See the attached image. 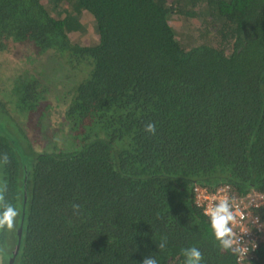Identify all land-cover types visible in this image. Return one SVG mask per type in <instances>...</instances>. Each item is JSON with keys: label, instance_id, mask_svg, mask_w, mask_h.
Returning <instances> with one entry per match:
<instances>
[{"label": "trees", "instance_id": "obj_1", "mask_svg": "<svg viewBox=\"0 0 264 264\" xmlns=\"http://www.w3.org/2000/svg\"><path fill=\"white\" fill-rule=\"evenodd\" d=\"M17 44L36 56L0 81V194L19 212L0 264H184L193 246L238 264L194 189L264 191V0H0V59Z\"/></svg>", "mask_w": 264, "mask_h": 264}, {"label": "clouds", "instance_id": "obj_2", "mask_svg": "<svg viewBox=\"0 0 264 264\" xmlns=\"http://www.w3.org/2000/svg\"><path fill=\"white\" fill-rule=\"evenodd\" d=\"M145 132L155 135L156 126L149 122L145 125ZM197 204L201 201L206 202L204 206V215L209 218L210 227L214 235L215 241L222 252H230L237 256L238 264L248 253V247L243 239V235H239L235 228L238 226L242 214L239 212L238 205L234 197L229 196L224 189L217 193L208 194L199 192ZM4 196L0 194V230L12 232L16 226L19 212L17 208L11 204L4 205ZM73 214H81V206L79 204L72 205ZM243 231V230H242ZM167 246V238L164 237L158 244L160 250ZM185 257L184 264H202L203 254L195 246L182 250ZM141 264H158L157 259L153 255H147L143 258Z\"/></svg>", "mask_w": 264, "mask_h": 264}, {"label": "built area", "instance_id": "obj_3", "mask_svg": "<svg viewBox=\"0 0 264 264\" xmlns=\"http://www.w3.org/2000/svg\"><path fill=\"white\" fill-rule=\"evenodd\" d=\"M197 189L199 192L206 191L208 194H214L224 189L229 196L235 198L239 212L242 214V219H240L235 231L239 235H243V239L248 247L247 255L240 262L246 264L248 260L255 258L257 251L264 244V191L252 190L244 195H238L231 190L229 185L221 186L214 192L197 186L194 189L196 204L199 194ZM205 203L201 201L199 205L197 204L203 209V212Z\"/></svg>", "mask_w": 264, "mask_h": 264}, {"label": "rangeland", "instance_id": "obj_4", "mask_svg": "<svg viewBox=\"0 0 264 264\" xmlns=\"http://www.w3.org/2000/svg\"><path fill=\"white\" fill-rule=\"evenodd\" d=\"M83 18L85 19V21H88V22L90 20V19L88 20V17L85 15ZM172 23H173L174 29L176 30V32L179 36H181L182 33H184V29L188 30V25L186 23L185 18L174 17V20ZM95 37L96 36L93 34V32L90 30V28H87V26H86L82 30L77 31L71 37V40L73 42H80L81 44L84 45V44L90 43L92 40L95 39ZM4 56L5 57L0 59V81H8L7 78H9L11 76V73L16 74V73L22 71V69L29 67V63H34V57L36 55H35L34 49L30 45H20V44L18 45L17 44L15 46H13V48H11L7 53H5ZM60 68L57 69L58 73L60 74V75L56 76L57 78L59 76H61V74H62V67H60ZM61 89H62L61 85L56 82V86H55L54 90H52L51 93H53L54 95L59 94V92L55 93V90L60 91ZM49 99L52 100V95L49 96ZM16 112L17 113H15V114L17 116V121L19 122V125H22V123L25 124L26 121L24 120V117H22L23 113L20 111H16ZM31 117L26 114V118L28 120L31 119ZM20 119L21 120L23 119V120L21 121ZM28 123L30 125L31 131H33L34 125H35L34 121H29ZM48 125L49 124L47 122H45V120H44V122L42 123V125L40 127L42 128V130H44V129L49 128ZM33 138H34V134H33ZM39 141L40 140H38L36 137L33 140V142L36 145H38L40 143Z\"/></svg>", "mask_w": 264, "mask_h": 264}, {"label": "water", "instance_id": "obj_5", "mask_svg": "<svg viewBox=\"0 0 264 264\" xmlns=\"http://www.w3.org/2000/svg\"><path fill=\"white\" fill-rule=\"evenodd\" d=\"M12 262H13V260L11 259L9 264H12Z\"/></svg>", "mask_w": 264, "mask_h": 264}]
</instances>
